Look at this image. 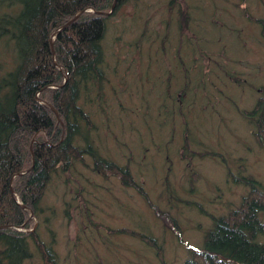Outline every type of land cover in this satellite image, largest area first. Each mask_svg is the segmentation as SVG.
<instances>
[{
  "label": "rangeland",
  "instance_id": "1",
  "mask_svg": "<svg viewBox=\"0 0 264 264\" xmlns=\"http://www.w3.org/2000/svg\"><path fill=\"white\" fill-rule=\"evenodd\" d=\"M16 10L2 8L0 17ZM181 14L189 15L185 29ZM252 19L264 23V0H131L109 18L103 47L110 82L83 106L96 129L90 137L131 168L145 195L101 178L88 158V165L54 175L35 227L57 264H185L204 247L213 218L248 195L250 187L231 174L252 176L264 189V149L244 115L264 98V26ZM202 48L211 60L198 67L209 77L193 65L203 60ZM17 62L16 46L0 34V81ZM183 81L189 87L182 96ZM181 96L187 144L174 110ZM30 246L24 264H44Z\"/></svg>",
  "mask_w": 264,
  "mask_h": 264
},
{
  "label": "trees",
  "instance_id": "2",
  "mask_svg": "<svg viewBox=\"0 0 264 264\" xmlns=\"http://www.w3.org/2000/svg\"><path fill=\"white\" fill-rule=\"evenodd\" d=\"M115 1L0 0V9L17 8L15 14L4 12L0 17V34L14 43L18 55L16 68L0 81V226L22 228L0 230V264H24L30 260V241L44 264H57L53 249L44 243L35 227L40 202L54 175L60 171L69 173L80 163L88 165L87 158L92 160V169L101 178L120 179L125 186L145 195L131 168L120 166L104 155L90 137L96 129L92 116L83 106L91 93L99 95L110 82L102 46L110 18L106 13L112 10ZM129 1L117 0L116 12ZM89 8L95 13L84 12L66 26ZM243 10L248 15V8ZM184 16L189 19V15ZM184 16L181 26L185 29ZM252 20L264 26L262 20ZM53 50L56 55L52 54ZM201 52V56L205 54L203 60L193 65L209 77L205 65H198L211 60V55L203 48ZM179 53L176 52L177 58ZM179 66L186 72L185 64ZM194 85L190 83V90ZM188 87L183 81L177 90L183 96ZM37 94L56 108L60 119L48 105L37 101ZM182 96L177 98L179 104L174 105V110L181 112L184 144H187L191 133L186 128L188 115ZM260 98L253 110L244 115L254 121L256 141L264 146V98ZM205 99L209 96L205 95ZM230 177L235 183L249 186L248 195L237 209L213 218L212 229L204 236V247L194 249L185 264H264V189L252 177L246 180L234 174ZM18 201L31 209L35 218ZM161 217L168 219L165 214ZM123 232L138 236L152 247L156 243L129 229ZM157 251L163 254L158 247Z\"/></svg>",
  "mask_w": 264,
  "mask_h": 264
},
{
  "label": "bare ground",
  "instance_id": "3",
  "mask_svg": "<svg viewBox=\"0 0 264 264\" xmlns=\"http://www.w3.org/2000/svg\"><path fill=\"white\" fill-rule=\"evenodd\" d=\"M116 3H117V0L115 1V3H114V5H115V8H116ZM113 5V6H114ZM244 5H246V3H244L243 4V6ZM112 6V7H113ZM112 10H113V8H112ZM112 10L110 11V12H108V13H106V15L108 16V17H111L112 15H114V13L116 12V9L112 12ZM89 11H91L92 13H95V11H94V9L93 8H89V9H85L83 12H80V13H78L74 18H73V20H71L66 26H69V25H71V24H73L74 22H75V20L76 19H78L81 15H83L84 14V12H89ZM112 12V13H111ZM109 13H111V14H109ZM108 26V25H107ZM102 48H103V51H104V47L102 46ZM52 54H55V51L53 50V53ZM56 55V54H55ZM104 55H105V51H104ZM54 62H55V59H54ZM106 63V62H105ZM55 64H57L56 62H55ZM57 67H58V69L59 70H61L62 69V67L61 66H59L58 64H57ZM67 78H66V80H65V83L64 84H66V82H67ZM39 96V94H37V97ZM37 101L40 103V104H42V105H48L49 107L51 106V105H49L47 102H45V101H43L40 97H38V99H37ZM51 107H53V106H51ZM50 107V108H51ZM54 108V110L55 111H53L54 112V114L56 115V117H58L59 119H60V117H59V113H58V111L56 110V108L55 107H53ZM84 108V107H83ZM87 111V110H86ZM179 115L181 114V112H179L178 113ZM256 136V135H255ZM263 140H264V138H263ZM263 148L264 149V146H260V148ZM210 155H215L214 153H211L210 152ZM216 156V155H215ZM252 176H249V177H245V180L246 179H249V178H251ZM117 179V178H116ZM120 180V179H119ZM254 180V179H253ZM121 181V180H120ZM233 181V180H232ZM234 182V181H233ZM254 182H255V180H254ZM235 183V182H234ZM123 184V183H122ZM236 184H238V183H236ZM240 184V183H239ZM124 185V184H123ZM240 185H246V184H244V183H242L241 182V184ZM140 186V185H139ZM127 187V186H126ZM141 187V186H140ZM129 188V187H128ZM132 189V188H131ZM143 189V188H142ZM11 191H12V193H14V187H13V185H12V187H11ZM18 204H20L21 206H22V208L24 209V210H26V211H28V212H30V214H32V218H35V214L32 212V210L31 209H28L27 207H25L21 202H19L18 201ZM33 214H34V216H33ZM36 225V224H35ZM37 226V225H36ZM1 227H4V226H0V230H2L1 229ZM9 228H13V229H16L17 231H21L22 230V228H17V227H9ZM9 228H4V229H9ZM30 246V245H29ZM31 247V246H30ZM30 251H31V248H30ZM54 251V250H53ZM32 253V252H31ZM39 254V253H38ZM40 256V255H39ZM56 262H57V258H56ZM44 263V262H43Z\"/></svg>",
  "mask_w": 264,
  "mask_h": 264
},
{
  "label": "water",
  "instance_id": "4",
  "mask_svg": "<svg viewBox=\"0 0 264 264\" xmlns=\"http://www.w3.org/2000/svg\"><path fill=\"white\" fill-rule=\"evenodd\" d=\"M112 8H113V10H112V12H113V11L116 9V8H115V5H114ZM112 12H111V13H112ZM111 13H109V14H111ZM50 107H51V106H50ZM51 110L55 111L53 107H51ZM20 175H22V174H20ZM33 216H34V214H33ZM9 227H14V226H8V227H7V226H4V227H1V229L9 228Z\"/></svg>",
  "mask_w": 264,
  "mask_h": 264
}]
</instances>
